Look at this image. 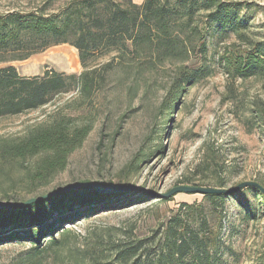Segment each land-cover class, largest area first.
<instances>
[{"label":"rangeland","instance_id":"rangeland-1","mask_svg":"<svg viewBox=\"0 0 264 264\" xmlns=\"http://www.w3.org/2000/svg\"><path fill=\"white\" fill-rule=\"evenodd\" d=\"M71 1L0 0V13H30L45 6L53 13ZM134 1L141 4L144 0ZM223 1L242 4L248 37L264 39V0ZM249 48L236 36H227L210 41L205 55L197 49L189 65L203 66L206 76L186 85L171 109L170 94L183 65L176 60L139 71L115 64L99 77L91 96L77 89L56 95L41 108L0 117V141L21 139L32 128L61 116H69L80 125L93 124L67 168L34 193H28L34 188L28 176L37 158L0 170V202L7 196L26 200L85 180L106 185L134 183L143 188L135 192L149 195L137 203L116 204L65 225L70 228V237L48 249L43 264H72L75 255L96 235L135 239L160 234L172 210L183 202L204 198L200 193H177L172 200L161 201L156 193L174 186L216 187L224 181L225 187H231L246 180L264 181V127L256 117L259 111L264 114V77H241L227 61L246 55ZM113 56L98 57L92 64L104 71L103 66ZM8 65L24 76L43 75L50 69L67 74L84 70L78 50L69 43L50 46L26 60L0 62V68ZM248 201L256 207V218L246 215L236 197H229L226 203L221 235L232 250L224 257L228 264H256L264 246V203L252 194H248ZM30 248L29 241L0 244V264H13Z\"/></svg>","mask_w":264,"mask_h":264},{"label":"trees","instance_id":"trees-1","mask_svg":"<svg viewBox=\"0 0 264 264\" xmlns=\"http://www.w3.org/2000/svg\"><path fill=\"white\" fill-rule=\"evenodd\" d=\"M46 7L30 13H0V62L26 60L50 46L69 43L78 50L84 70L81 74H67L50 69L43 75L24 76L13 65L1 67L0 117L41 108L64 92L78 89L91 96L100 78L115 64L139 71L176 60L183 65L170 94L171 109L186 85L206 76L203 66L189 65L196 50L205 55L210 41L227 36H236L250 47V52L235 61L227 59L236 73L245 78L264 77V39L248 37L249 25L239 2L144 0L139 4L134 0H72L57 12L48 13ZM110 53L115 56L103 66L104 71L92 64ZM256 117L264 127L263 112H257ZM92 130L91 123L80 125L69 116H61L50 124L32 128L21 139L2 140L0 170L37 158L28 176L34 187L28 193H34L67 168L71 155ZM256 181L264 186V181ZM216 187H225V182ZM248 194L264 203V193L251 185L230 194H205L203 201L183 202L172 210L156 236L132 239L96 235L75 255L72 264H228L224 257L232 250L221 235L226 203L229 197H236L246 215L256 218L258 213L249 204ZM148 196L135 191L101 194L93 187H80L23 207L0 206V244L29 241L31 248L13 264H43L48 249L70 237V228L65 225ZM9 197L6 203L21 201L19 196ZM169 200L172 198L161 199ZM256 264H264V246Z\"/></svg>","mask_w":264,"mask_h":264},{"label":"water","instance_id":"water-1","mask_svg":"<svg viewBox=\"0 0 264 264\" xmlns=\"http://www.w3.org/2000/svg\"><path fill=\"white\" fill-rule=\"evenodd\" d=\"M251 185L257 187L261 192L264 193V186L260 184L258 181L254 180H246L242 181L234 186L231 187H212V186H197V185H187V184H180L177 186H174L169 191L164 193H156L158 197L160 198H170L171 196H174L177 193H200L202 195L205 194H230L241 187ZM80 187H93L97 190V192L101 194H109V193H123L128 191H140L143 188L140 186L134 184V183H125V184H102L95 181H80L76 182L72 185L63 186L61 188L45 192L43 194L28 198L26 200H22L19 202H7L2 203L0 202V206L2 207H8V206H18L23 207L35 202H38L40 200L54 197L56 195H59L63 192L76 190Z\"/></svg>","mask_w":264,"mask_h":264}]
</instances>
